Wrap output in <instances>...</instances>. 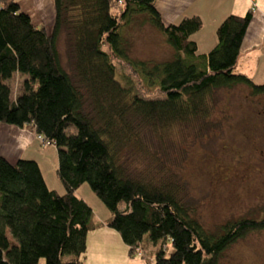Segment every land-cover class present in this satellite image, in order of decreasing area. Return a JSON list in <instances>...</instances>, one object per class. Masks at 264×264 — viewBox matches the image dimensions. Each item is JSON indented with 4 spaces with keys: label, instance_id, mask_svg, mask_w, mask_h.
<instances>
[{
    "label": "trees",
    "instance_id": "trees-1",
    "mask_svg": "<svg viewBox=\"0 0 264 264\" xmlns=\"http://www.w3.org/2000/svg\"><path fill=\"white\" fill-rule=\"evenodd\" d=\"M118 1L54 0L48 34L15 0H0V123L30 129L55 146L65 188L63 194L50 190L36 161L11 164L0 156V264H37L41 258L81 264L88 234L104 225L120 235L129 256L140 250L141 257L153 252V264H219L230 245L264 229V221L242 220L211 233L180 201L177 184L136 180L126 170L127 153L143 149L146 129L161 138L182 124L207 122L217 90L244 85L252 96L264 95V85L234 73L252 8L225 18L216 46L199 55L190 38L202 27L199 17L165 25L156 0ZM136 15L164 36L172 59L151 63L130 56L122 31ZM63 36L70 70L59 49ZM116 62L164 98L133 93L117 79ZM14 75L22 77L15 96ZM84 183L110 211L106 222H95L77 197Z\"/></svg>",
    "mask_w": 264,
    "mask_h": 264
},
{
    "label": "rangeland",
    "instance_id": "rangeland-1",
    "mask_svg": "<svg viewBox=\"0 0 264 264\" xmlns=\"http://www.w3.org/2000/svg\"><path fill=\"white\" fill-rule=\"evenodd\" d=\"M122 32L130 56L135 60L152 63L174 57V50L161 40L164 36L143 15L134 16ZM62 38L59 49L64 66L69 69L67 40ZM116 64L117 79L133 93L144 99L164 98L158 89L144 87L129 67ZM250 79L256 85H264V67L258 68ZM21 83L19 75L11 79L13 96L19 94ZM141 137L143 149L133 147L127 153V173L136 180L177 184L178 198L194 212L206 230L220 234L227 223L264 221V95L252 96L244 85L219 89L210 100L207 122L196 120L182 124L161 138L146 129ZM41 147L44 150L41 165L46 169L48 181L55 182L51 187L57 184L64 193L57 175V149L53 145L42 144ZM77 193L94 216L110 217L108 208L87 183ZM119 238L107 244L99 258L92 254L88 241L83 261L88 260L87 264H153V252H146L144 257L129 256L127 246ZM171 251L169 246L167 255ZM70 259L71 256L63 258L64 261ZM37 264H46V261L41 258ZM219 264H264V229L250 231L230 245Z\"/></svg>",
    "mask_w": 264,
    "mask_h": 264
},
{
    "label": "crops",
    "instance_id": "crops-1",
    "mask_svg": "<svg viewBox=\"0 0 264 264\" xmlns=\"http://www.w3.org/2000/svg\"><path fill=\"white\" fill-rule=\"evenodd\" d=\"M15 1L22 12L30 17L34 26L44 28L48 34L52 33L55 21L54 0ZM154 5L165 25L178 23L185 17L197 16L201 19V29L190 37L196 43L199 55L208 54L216 46V30L225 18L230 15L244 16L252 8V21L242 41L234 73L252 78L258 68L264 67V0H156ZM161 40L166 41L165 38ZM16 76L18 75L14 77ZM41 146L42 143L37 139L34 131L0 123V156L11 164H15L20 159L36 161L48 188L63 194L59 190V185L51 187L50 184L55 182L48 181L46 169L41 165V152L44 151ZM76 195L83 199L77 191ZM108 218L109 216L104 219L94 216L97 223L104 220L106 222ZM119 237L116 231L104 225L88 234L87 243L89 241L92 254L99 258L106 251L104 247L112 240L120 239ZM127 261L130 262L129 259ZM87 263L88 260L83 261V264Z\"/></svg>",
    "mask_w": 264,
    "mask_h": 264
},
{
    "label": "built area",
    "instance_id": "built-area-1",
    "mask_svg": "<svg viewBox=\"0 0 264 264\" xmlns=\"http://www.w3.org/2000/svg\"><path fill=\"white\" fill-rule=\"evenodd\" d=\"M118 5L119 6H122V1L121 0H119L118 1ZM37 139L39 140V141H41V143L43 144V145H48L49 143H47L45 140H44V138H42L41 136H37ZM136 255H141V252H140V250H137L136 251Z\"/></svg>",
    "mask_w": 264,
    "mask_h": 264
}]
</instances>
